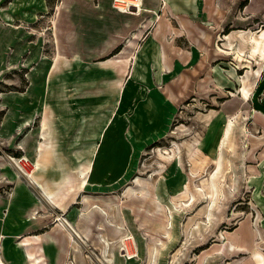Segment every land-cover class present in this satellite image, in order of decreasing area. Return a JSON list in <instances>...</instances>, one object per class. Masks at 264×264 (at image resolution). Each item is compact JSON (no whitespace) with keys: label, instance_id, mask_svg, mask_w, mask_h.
Segmentation results:
<instances>
[{"label":"rangeland","instance_id":"rangeland-1","mask_svg":"<svg viewBox=\"0 0 264 264\" xmlns=\"http://www.w3.org/2000/svg\"><path fill=\"white\" fill-rule=\"evenodd\" d=\"M139 1L0 0V264H264V0Z\"/></svg>","mask_w":264,"mask_h":264},{"label":"crops","instance_id":"crops-1","mask_svg":"<svg viewBox=\"0 0 264 264\" xmlns=\"http://www.w3.org/2000/svg\"><path fill=\"white\" fill-rule=\"evenodd\" d=\"M167 22V21H166ZM180 23V25L183 27V23L180 21L179 22ZM166 26H169L170 27V25H169V23H168V25H166ZM180 29V28H179ZM180 30H182V32H183V29H180ZM155 31V30H154ZM182 32H181V34H182ZM156 33H157V30H156ZM156 33L154 34V32H153V35H156ZM158 34V38H159V40H158V42H159V44H158V48H157V53H158V57H159V62L164 66V63L162 62V60H161V58H160V54H159V50H160V47H161V43H164V45H165V49H166V52H167V46H169L170 47V42L168 41V42H163V38H162V36L161 35H159V34H161V33H157ZM180 34V35H181ZM180 35H178V36H180ZM202 35H203V37H205V33L204 32H202ZM177 37V36H176ZM171 38L172 39H174V37H173V33H172V36H171ZM185 52H188L187 50L185 51ZM160 53H161V50H160ZM167 59H168V61L170 62V64H171V69H170V71H172V69H173V66H172V63H171V61L169 60V58H168V52H167ZM165 67V66H164ZM165 70L167 71V72H170L166 67H165ZM13 243H14V241L12 242V245H13ZM13 247H14V245H13ZM15 249V248H14Z\"/></svg>","mask_w":264,"mask_h":264},{"label":"bare ground","instance_id":"bare-ground-1","mask_svg":"<svg viewBox=\"0 0 264 264\" xmlns=\"http://www.w3.org/2000/svg\"><path fill=\"white\" fill-rule=\"evenodd\" d=\"M123 1H127V0H123ZM138 1V3L140 2L139 0H137ZM121 7H123V6H121ZM26 175V178H27V180H29V182H31L32 181V176L28 173V172H26L25 173ZM31 179V180H30ZM59 219V225H60V227L61 228H63L66 232H68L69 233V235L71 236V238H73V236H72V234L73 233H71V230L70 229H68L67 227H65V226H67V225H65L63 222H62V220H61V218H58ZM57 219V220H58ZM67 228V229H66ZM74 239V238H73ZM35 262H37V263H39V261H37V260H35Z\"/></svg>","mask_w":264,"mask_h":264},{"label":"built area","instance_id":"built-area-1","mask_svg":"<svg viewBox=\"0 0 264 264\" xmlns=\"http://www.w3.org/2000/svg\"><path fill=\"white\" fill-rule=\"evenodd\" d=\"M123 0H113V4L115 7H121L123 4ZM122 8V7H121Z\"/></svg>","mask_w":264,"mask_h":264}]
</instances>
